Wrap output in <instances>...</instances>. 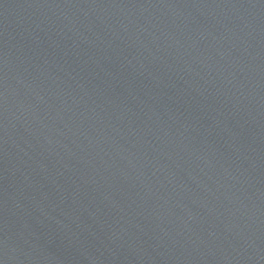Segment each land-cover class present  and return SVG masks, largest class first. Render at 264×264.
Segmentation results:
<instances>
[{
    "label": "water",
    "instance_id": "water-1",
    "mask_svg": "<svg viewBox=\"0 0 264 264\" xmlns=\"http://www.w3.org/2000/svg\"><path fill=\"white\" fill-rule=\"evenodd\" d=\"M0 264H264V0H0Z\"/></svg>",
    "mask_w": 264,
    "mask_h": 264
}]
</instances>
